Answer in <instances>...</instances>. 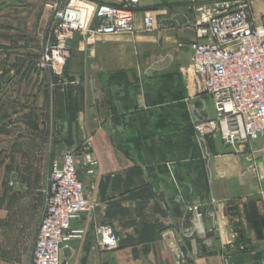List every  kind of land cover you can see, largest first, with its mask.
<instances>
[{
  "label": "crops",
  "instance_id": "1",
  "mask_svg": "<svg viewBox=\"0 0 264 264\" xmlns=\"http://www.w3.org/2000/svg\"><path fill=\"white\" fill-rule=\"evenodd\" d=\"M122 1L110 3L120 6ZM137 1L132 34L97 37L89 43L90 53L83 56V88L73 85L80 73L71 70L69 85L17 90V77L10 78L16 71L11 70L5 75L10 82L0 91L1 104L2 98L12 105L23 103L10 119L19 114L26 131L46 135L47 117L62 126L60 144L43 150L47 167L90 139L95 173L88 175L79 151L77 173L87 197L100 206L72 222L70 230L80 234L61 247L59 264H173L176 252L189 264H264V135L233 145L215 135L204 150L192 141L191 123L214 117L209 96H190L186 90L192 76L189 45L196 39V9L210 3ZM146 10L153 13L155 31L144 30ZM5 39L3 45L11 42ZM22 52L7 56L9 62L25 59L32 68L35 56L26 48ZM23 65L21 72L30 78L48 75L25 71L28 65ZM236 128L242 139L240 124ZM34 187L44 204L47 185ZM17 201L23 207L19 225L12 220L11 208H3L9 219L0 225V264L32 263L44 208L38 210L37 198ZM192 205L200 206L201 219L194 220L188 212ZM102 225H109L119 238L112 252L97 246L95 228ZM20 245L26 248L24 260L16 263L12 248Z\"/></svg>",
  "mask_w": 264,
  "mask_h": 264
},
{
  "label": "built area",
  "instance_id": "2",
  "mask_svg": "<svg viewBox=\"0 0 264 264\" xmlns=\"http://www.w3.org/2000/svg\"><path fill=\"white\" fill-rule=\"evenodd\" d=\"M75 2L92 6L84 25L80 22L79 12L72 8ZM207 2L209 6L196 10V39L189 45L190 87L195 94L203 93L212 99L214 117L192 125L194 138L201 145L207 137L220 133L225 144H233L240 140L236 128L240 124L242 139L254 141L264 135V13L257 20L250 0L234 4L224 0ZM137 6V0H126L120 7L104 2L96 5L87 0L46 4L53 14V21L51 37L38 58V71L61 75L68 46L77 33L87 34L88 40L132 34L133 12ZM142 23L145 31H155L150 11L143 13ZM87 146L88 142L85 149ZM84 166H89L91 174L95 173L96 162L88 153ZM99 206L86 196L85 186L78 178L76 154L68 150L63 152L51 166L31 264H59L61 247L80 234L70 230L72 222ZM196 218L201 219V214L196 213ZM95 233L97 246L102 251L112 252L119 247V238L109 225L97 226ZM174 264L189 263L177 252Z\"/></svg>",
  "mask_w": 264,
  "mask_h": 264
},
{
  "label": "rangeland",
  "instance_id": "3",
  "mask_svg": "<svg viewBox=\"0 0 264 264\" xmlns=\"http://www.w3.org/2000/svg\"><path fill=\"white\" fill-rule=\"evenodd\" d=\"M5 1L8 2L9 0H5ZM5 1L0 0V6L6 3ZM55 1L60 2L64 0H17V2L21 6L9 7L3 11H0V75H1L0 85L8 84L5 75H7L11 70L18 72L17 79L13 84L14 87L18 86L17 90L20 88V86H31V85L36 86L38 84L40 85L44 84V86L53 84L54 86H58V87L59 85L60 86L69 85L70 84V81L68 79V75L70 73L69 71L73 70L80 73L79 76L77 75L78 76L77 81L73 85L76 88L77 87L83 88L85 81L83 77V69H84L83 56L85 52L90 53L89 43H92L93 40V39L88 40V36L85 33H77L73 42L68 46L66 65L65 68H63L61 74L62 76L60 75L55 76L51 72H48V75H45L43 79L39 80L34 75L30 78V76H28L30 74L26 72L22 73L21 71L23 64L28 65L31 62L27 63L25 59H24L25 61L22 60L23 61L22 62L19 58H17L18 60L16 59V61L14 62H12L13 60L9 62L10 58L7 57L11 53L15 55L16 54L22 55L23 54L22 49L26 48L27 53H29L28 55L29 56L34 55L36 59L34 62V66L30 68V65H28V68L25 71L29 70L30 72L34 70L35 73L36 71H38L37 69L38 58L41 54L42 48L47 45L48 37H51L50 25L52 24L53 21V14L50 13V10H48L46 4ZM87 1H90V3H95L96 5L100 4L101 2H104L114 7H120L123 5V3L126 0L122 1V4H120V6L111 4L110 0H87ZM250 1L253 3L255 1H260V5L262 9L260 11V16H262L264 13V0H250ZM146 11H150V10H146ZM196 13L198 12L196 11ZM203 28H205V26ZM106 36H100V37L104 38ZM8 37L11 38V42H8L9 44L7 45H3V41H5L6 40L5 38ZM49 41L51 42L52 39L49 38ZM58 77L61 78L59 79ZM190 83H192L191 77L189 78L188 81L189 88L186 89L187 94L189 93L190 96L197 95L194 93L193 87L192 86L190 87ZM198 95H205V94L202 93ZM16 99L19 102L22 101L19 100V98ZM1 101L4 102L5 105L3 103L2 104L0 103L2 106V108H0V225L2 226L3 222L9 219V217L7 218L6 216L5 219L3 216L4 207L11 208L12 220L17 225H19L21 220L19 216L20 208L23 207L21 206L22 204L20 202L18 201L16 202V199L21 198L27 200L30 198L32 199L37 198L38 202L41 201V203L39 202L38 204V210L41 211L44 208L42 196L40 195L39 192H37L34 186L35 184H38L37 189H40L41 187L46 188L51 168L49 166L47 167L43 162V154H44L43 150H45V152L47 153V151L49 152L55 147V144L57 143L60 144V141L62 140L63 137V130H62V126L58 125V121H56L54 117L53 119L51 120L49 119L48 121V117L47 119H45L46 118L45 116L43 120L45 119L46 121V126H44V131L46 135L43 134L39 136L38 134L32 131L29 130L26 131V129L21 126V124L23 123L18 118L19 114L17 115L16 119L15 118L14 120L10 119V116L14 112L19 113V109L22 108L23 103L20 102L18 103V105H12L13 104L12 101H10L8 98L6 99L2 98ZM40 116L42 117V115ZM197 121L198 120H194L190 125V129L192 133H193L192 125ZM24 125L25 124H23V126ZM31 129L34 130L35 128H31ZM216 135L221 140L220 133H217ZM208 138L209 137H207L203 142L200 143L201 145H199L196 139L194 138V133L192 134V141L199 150L205 149L207 143L206 141ZM89 140L90 139H84L83 142L80 144V147L76 151H72V152H74L76 156H77V151L82 153L84 156L87 153L89 154V152L91 151V143ZM241 140L245 142H253L247 139L240 138L239 141ZM87 142H88V146L87 149H85L86 147L84 146ZM221 142L225 144L222 140ZM233 144H228V145H233ZM28 149L31 151V153H29L30 151ZM31 160H32V165H31ZM85 167H89V166H85ZM77 171H78V164H77ZM89 171L90 170H88V175L93 176L94 174L93 173L91 174ZM2 182L4 183L3 187H1ZM194 207H198L197 211L194 210ZM199 207H200L199 205H192L188 208V212L192 214L194 220H197L196 213L201 214L199 212ZM6 213L8 216H10L9 210L8 212L6 211ZM22 247H23L22 245H20V247L13 246L12 248L13 262L14 260L16 263L17 261L21 262L24 260L23 259L24 251L26 250V248H22ZM174 255L175 253L173 254V264H174Z\"/></svg>",
  "mask_w": 264,
  "mask_h": 264
},
{
  "label": "bare ground",
  "instance_id": "4",
  "mask_svg": "<svg viewBox=\"0 0 264 264\" xmlns=\"http://www.w3.org/2000/svg\"><path fill=\"white\" fill-rule=\"evenodd\" d=\"M253 5H254L253 9L256 12V18H257V20H259L260 11L262 10L261 9V5H260V1H255L253 3ZM72 8L79 12L80 22L84 25L87 22V20H88V18L90 16V13H91V10H92V6L88 5V4H85V3H81V2H75L72 5ZM118 35H120V34H118Z\"/></svg>",
  "mask_w": 264,
  "mask_h": 264
},
{
  "label": "water",
  "instance_id": "5",
  "mask_svg": "<svg viewBox=\"0 0 264 264\" xmlns=\"http://www.w3.org/2000/svg\"><path fill=\"white\" fill-rule=\"evenodd\" d=\"M19 6H21V5L17 2V0H9L8 2H6L0 6V11H3L9 7H19Z\"/></svg>",
  "mask_w": 264,
  "mask_h": 264
},
{
  "label": "flooded vegetation",
  "instance_id": "6",
  "mask_svg": "<svg viewBox=\"0 0 264 264\" xmlns=\"http://www.w3.org/2000/svg\"><path fill=\"white\" fill-rule=\"evenodd\" d=\"M17 76H18V72H16V73H15L13 76H11L10 78H12V80H13V79L16 78ZM7 81L10 82V81H9V78L7 79ZM0 86H1V88H0V91H1V90H3V87H5V85H0Z\"/></svg>",
  "mask_w": 264,
  "mask_h": 264
}]
</instances>
